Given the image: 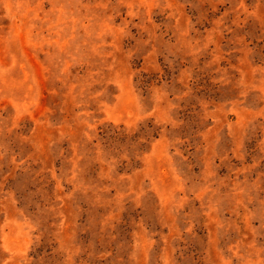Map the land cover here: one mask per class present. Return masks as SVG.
Wrapping results in <instances>:
<instances>
[{"label": "rangeland", "instance_id": "374dc122", "mask_svg": "<svg viewBox=\"0 0 264 264\" xmlns=\"http://www.w3.org/2000/svg\"><path fill=\"white\" fill-rule=\"evenodd\" d=\"M0 264H264V0H0Z\"/></svg>", "mask_w": 264, "mask_h": 264}]
</instances>
